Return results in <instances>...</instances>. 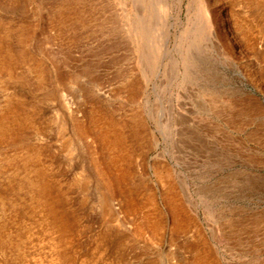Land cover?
<instances>
[{
  "label": "rangeland",
  "instance_id": "1",
  "mask_svg": "<svg viewBox=\"0 0 264 264\" xmlns=\"http://www.w3.org/2000/svg\"><path fill=\"white\" fill-rule=\"evenodd\" d=\"M0 264H264V0H0Z\"/></svg>",
  "mask_w": 264,
  "mask_h": 264
},
{
  "label": "bare ground",
  "instance_id": "2",
  "mask_svg": "<svg viewBox=\"0 0 264 264\" xmlns=\"http://www.w3.org/2000/svg\"><path fill=\"white\" fill-rule=\"evenodd\" d=\"M106 134V133H105ZM109 138H110V136H108ZM98 141L100 142L99 144H101V146L104 144V147L105 148H107V150H108V148L110 147V141L108 140V138H107V136H105V135H99L98 136ZM109 156V155H108ZM110 158H109V160L108 161H111V156H109ZM96 165H101V164H99L98 162H96ZM102 173V172H101ZM109 175V174H108ZM105 179V178H104ZM118 180V177L116 176L115 177V180L114 181H117ZM114 181H113V184H115L114 183ZM117 184V183H116ZM46 206H48V205H46ZM43 211V210H42ZM55 213V212H54ZM51 216V215H50ZM60 223V222H59ZM62 223V222H61ZM49 224L50 225H52V226H55V221L53 220V219H50L49 220ZM45 225V224H44ZM42 228V227H41ZM51 229V228H50ZM47 230H48V228H47ZM63 231V230H62ZM46 232V231H45ZM54 235V234H53ZM48 236H50V235H48ZM48 236L46 237V238H48ZM51 238V237H50ZM54 240V239H53ZM57 248V247H56ZM57 255L59 256V254L57 253ZM52 256H54V255H52ZM197 258H198V260H200L199 259V256H197Z\"/></svg>",
  "mask_w": 264,
  "mask_h": 264
}]
</instances>
